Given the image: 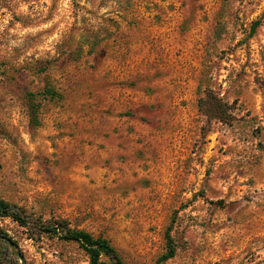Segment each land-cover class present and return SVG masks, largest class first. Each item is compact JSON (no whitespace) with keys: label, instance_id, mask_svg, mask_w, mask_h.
<instances>
[{"label":"rangeland","instance_id":"obj_1","mask_svg":"<svg viewBox=\"0 0 264 264\" xmlns=\"http://www.w3.org/2000/svg\"><path fill=\"white\" fill-rule=\"evenodd\" d=\"M0 199L11 264H264V0H0Z\"/></svg>","mask_w":264,"mask_h":264},{"label":"trees","instance_id":"obj_2","mask_svg":"<svg viewBox=\"0 0 264 264\" xmlns=\"http://www.w3.org/2000/svg\"><path fill=\"white\" fill-rule=\"evenodd\" d=\"M45 93L51 97L56 95L51 89H47ZM2 218H8L21 227L29 226L28 216L22 209H18L0 199V219ZM37 230L43 233L56 235L63 241L78 244L87 255L89 264H125L115 248L107 239L101 236L94 237L90 233L82 230L69 229L63 226L62 223H59L57 226H38ZM1 244L11 245L13 243L6 238L4 233L0 232V245ZM174 254L175 250L171 242H169L167 252L158 259L157 263L169 260ZM17 258L21 259L22 257L18 255ZM12 262L11 259H5L0 251V264H11Z\"/></svg>","mask_w":264,"mask_h":264}]
</instances>
